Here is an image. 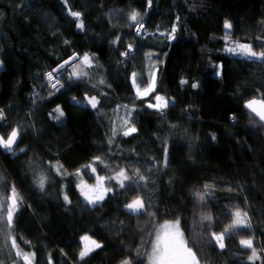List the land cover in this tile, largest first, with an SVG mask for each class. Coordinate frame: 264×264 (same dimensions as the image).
<instances>
[{
    "label": "trees",
    "instance_id": "obj_1",
    "mask_svg": "<svg viewBox=\"0 0 264 264\" xmlns=\"http://www.w3.org/2000/svg\"><path fill=\"white\" fill-rule=\"evenodd\" d=\"M70 3L83 13L85 31L76 28L62 0H0V109L7 117L6 124L0 121V133L22 125L19 145L26 149L23 154L17 149L16 155L0 149V173L6 174L9 185L3 191L7 193L15 184L24 197L17 213V235L29 243L18 241L21 249L35 252L38 264H48L49 255L53 264H120L125 258L146 264L151 244L142 245V240H153L160 223L180 216L186 236L194 227L203 234L209 222L194 225L193 221L210 213L213 229L220 232L231 222L230 206H238L247 211L252 228L238 229L239 234L225 241L222 254L206 243L198 255L204 257L201 264H249L239 240L255 236V244L264 245V127L250 121L244 103L264 93V65L227 53L217 31L224 18L232 17L238 21L237 41L254 43L264 34V0H154L144 16L148 32H157V25L159 31L170 29L177 15L181 18L171 42L158 35L138 38L128 27V12L135 9L144 15L147 0ZM193 4L196 7L191 10ZM120 9L124 11L109 15ZM117 36L122 40L114 46ZM129 44L134 45L135 59L125 61L120 53ZM149 50L159 54L156 93L136 99L129 75L136 71L138 79L148 80L145 54ZM73 51L94 55L99 68L92 69L91 83L75 81L49 96V89L41 87L43 74ZM217 65H222L219 77ZM100 79L105 84L93 90L92 84ZM182 79L188 83L181 85ZM193 83L198 87L192 88ZM97 92L106 94L97 110L72 101L75 96L83 103L85 93ZM157 93L174 102L163 117L147 107ZM118 104L135 107L132 126L137 131L118 134L110 146V119ZM57 105L64 112L61 121L49 116ZM165 146L167 168L142 166L163 161ZM96 156L110 165H101L99 175H111V170L131 160L129 175L139 167L141 174L152 178L143 192L150 198L151 210L157 212L155 220L149 223L147 213L129 215L124 209L142 195L140 190H119L109 193L97 208L87 205L76 187L80 178L72 173ZM49 162H59L69 175L48 171ZM34 171L49 177L46 195L33 184ZM82 176L86 183L95 184L90 171ZM205 184L216 185L206 206L193 197ZM64 192L71 204L64 203ZM85 233L102 247L80 261V237Z\"/></svg>",
    "mask_w": 264,
    "mask_h": 264
},
{
    "label": "snow or ice",
    "instance_id": "obj_2",
    "mask_svg": "<svg viewBox=\"0 0 264 264\" xmlns=\"http://www.w3.org/2000/svg\"><path fill=\"white\" fill-rule=\"evenodd\" d=\"M154 0H147V8L144 15L140 12L132 9L128 12L127 22L130 29L135 30V36L138 38H143L146 36L150 37H162L165 40L171 42L176 39V33L178 31V25L180 21V16L177 15L175 22L171 24L170 29L164 31H159L160 26L157 25V32L150 33L147 30L144 16L147 15L148 11L152 8ZM187 2V0H186ZM64 8L67 10V15L73 19L75 26L80 31L86 30V25L83 20V13L81 11L73 10L74 6L70 3V0H62ZM202 6V4H201ZM103 7V5H102ZM195 4L192 5L191 10H194ZM124 10L120 9L109 13V15H116L118 12L122 13ZM3 13H0L2 17ZM264 24V21L261 22ZM224 28V43L225 51L232 55H239L245 60H252L259 62L264 65V34L257 36L254 43L234 41L231 37L234 35L233 25L229 20H225L223 23ZM122 38L117 36L112 42L113 45H118ZM65 44L70 42L65 40ZM138 47V46H136ZM259 47L261 50L257 51L256 48ZM118 50V48H117ZM134 45L129 44L124 52L120 55L127 61L129 58L135 59L134 56ZM146 59L149 61L148 68V80L144 81L140 76V73L133 71L129 75V79L133 85L136 92V99H142L144 97L150 96L156 93L158 69L156 68V62L159 58V54L149 50L145 54ZM155 57V59H154ZM96 57L90 55L89 53H77L72 52L67 58H62L58 60L55 66H50V70L43 74L42 88L49 89V96L55 95L60 92L61 89L65 88V85L72 84L75 81H85L88 83L92 81V69L99 68V64L95 63ZM121 61V63L125 62ZM2 61H0V67H2ZM218 71L216 75L219 77L222 74V65L216 66ZM67 77V79H65ZM39 79V77H38ZM188 81L181 80L180 84L185 85ZM105 80L100 79L98 83L92 84V89L96 90L99 85H104ZM142 85H146L142 87ZM192 88H197L198 84L193 83ZM39 93H36L32 98V103H36L35 97ZM106 95L103 92H97L96 95H88L85 93L83 98V103L73 96L72 101L76 105L90 106L92 109L97 110L101 103V98ZM155 102H150L147 107L154 109L159 112L160 115L164 116V110L170 107L173 101L165 98L158 93L153 97ZM244 108L248 110L250 121L253 124H258L260 127H264V93H258L252 99L245 101ZM123 110V114H121ZM135 111L134 106L129 105H117L113 109L115 115L110 119L111 134L108 137V144L110 146L114 145L115 138L118 134L124 136H129L137 131V129L132 126V121L134 120L133 112ZM103 115V113H101ZM50 118L57 121H61L64 116V112L59 105L49 113ZM258 118V119H257ZM233 121L236 117H232ZM0 121L7 123V117L5 116L4 109H0ZM172 127H176L172 125ZM23 132L22 125L14 126L5 133H0V149H4L7 152H11L16 155V150L19 149L21 154L26 152L25 148H21L19 145L20 138ZM215 140V135L212 136ZM166 144V141H165ZM168 157L169 152L167 146L164 148L163 161H153L151 165H142L144 167L155 168L157 164H160L163 168L168 167ZM121 159H123L121 157ZM136 163H140L137 161ZM133 161L129 160L125 167H121L118 170H111V175H99L98 169L103 165L106 168H110V165L106 163L100 156H96L92 161L77 168L75 175L80 178L79 183L76 187L80 191V195L83 196L87 205L97 208L101 205V202L105 201L109 193L118 194L119 190L133 191L140 190L142 195H136L130 202L124 205V209L129 215L140 216L147 213L149 216V223L155 220L157 212L152 211V205L150 198L147 197V193L143 192V189L150 186L151 177L145 176L140 173V168L136 169V172L129 175L128 169L132 167ZM31 168V164L29 165ZM55 170L57 176H67L69 173L64 166L57 162L52 164L49 162L48 171ZM102 170V169H100ZM159 171V168L156 169ZM90 171L91 176L95 177V184L90 185L86 183L83 179L82 174L88 173ZM91 178V177H90ZM49 177L43 172H35L33 174V184L40 190L41 193L47 194L45 192V184L48 182ZM115 181V185L112 183ZM116 185L119 186L116 189ZM216 187L215 184H205L202 190L195 191L193 193L194 200L197 204L206 206V198L209 197L210 191ZM9 188L6 183V174L0 173V264H38L35 252H25L21 249L18 241H24V243H29L25 237L17 235V213L24 204V197L20 194L16 185H11L9 191L5 193L3 189ZM229 191L232 189L229 188ZM63 201L65 204H71L69 195L67 192L63 193ZM147 201V203H146ZM232 208L231 222L224 227L223 231H215L213 229V216L209 213L206 215H201L199 221L194 219V225H203L204 221L209 222L205 227L203 234L198 232L194 227L191 233L187 234L181 230L182 217L177 216V218L172 222H166L164 225L155 229L156 235L154 240H142V245L144 243L151 244V253L148 255V260L150 264H201L204 257L198 255L203 251V247L206 243L212 244L214 247L220 250L222 254L226 248L225 241L231 236L237 235L238 229H251L252 224L248 217L247 211L242 210L238 206H230ZM151 234V230H148V235ZM207 237L208 239H205ZM82 242V247L79 252V259L83 261L85 257L89 256L90 253L102 247V245L89 234L85 233L80 237ZM256 237L249 236L248 238H242L239 240V245L242 249L246 250L245 255H247V261L249 264H264V245L255 244ZM250 250V254H248ZM5 253L7 256L5 257ZM138 255L141 253L139 249L137 250ZM134 258H125L121 260L120 264H133ZM48 264H53V258L51 255L48 257Z\"/></svg>",
    "mask_w": 264,
    "mask_h": 264
},
{
    "label": "rangeland",
    "instance_id": "obj_3",
    "mask_svg": "<svg viewBox=\"0 0 264 264\" xmlns=\"http://www.w3.org/2000/svg\"><path fill=\"white\" fill-rule=\"evenodd\" d=\"M229 20L231 23H232V25H233V32H234V35L231 37L234 41H237V38H236V33H237V30H238V21H237V19H235V18H232V17H226V18H224L223 19V21H222V26L220 27V30H218L217 31V33L219 34V35H221L222 37L224 36V28H223V23H224V21L225 20ZM232 55V54H231ZM235 56H239V55H235ZM240 57V56H239ZM135 95H136V92H135ZM148 97V96H147ZM147 97H144V98H147ZM4 150V149H3ZM5 151V150H4ZM115 182V181H114ZM112 183H113V181H112ZM114 184V183H113ZM84 199V198H83ZM85 201V200H84ZM86 202V201H85ZM87 203V202H86ZM166 222H172V221H164L163 223H160L159 225H157V227H156V229H158L160 226H162V225H164ZM155 235H156V231L154 232V238H153V240L155 239ZM82 243V242H81ZM151 253V249H150V251H149V253L148 254H150ZM148 257V256H147ZM146 264H150V262H149V260H148V258H147V262H146Z\"/></svg>",
    "mask_w": 264,
    "mask_h": 264
}]
</instances>
